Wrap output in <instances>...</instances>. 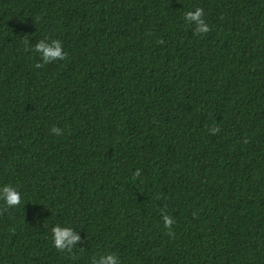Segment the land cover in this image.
<instances>
[{"label": "trees", "instance_id": "1", "mask_svg": "<svg viewBox=\"0 0 264 264\" xmlns=\"http://www.w3.org/2000/svg\"><path fill=\"white\" fill-rule=\"evenodd\" d=\"M4 184L0 264H264V0H0Z\"/></svg>", "mask_w": 264, "mask_h": 264}, {"label": "clouds", "instance_id": "2", "mask_svg": "<svg viewBox=\"0 0 264 264\" xmlns=\"http://www.w3.org/2000/svg\"><path fill=\"white\" fill-rule=\"evenodd\" d=\"M184 21L188 24L195 25V32L198 34L207 33L209 25L204 20V10L196 8L195 10H188L184 13ZM32 51L37 53L40 57V62L36 64L37 68L42 67L54 60H64L67 57V52L63 50L61 41L58 39H42L38 41L33 47ZM212 132L219 131L218 128L210 129ZM52 132L56 135L61 134V129L53 127ZM135 176L140 175V170L137 169ZM22 193L18 188L12 184L0 185V201H3L6 206H16L21 203ZM164 226L170 227L173 224V218L167 214L162 217ZM52 242L55 248L61 251H71L72 248L80 241L81 237L78 232L68 226L54 225L51 228ZM71 246V247H70ZM91 264H120L119 257L116 254L109 253L101 255L98 258L93 257Z\"/></svg>", "mask_w": 264, "mask_h": 264}]
</instances>
